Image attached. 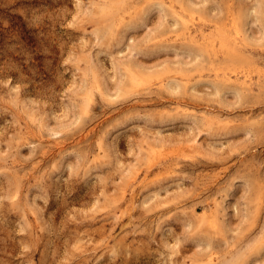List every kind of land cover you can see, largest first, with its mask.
Wrapping results in <instances>:
<instances>
[{
    "label": "rangeland",
    "instance_id": "rangeland-1",
    "mask_svg": "<svg viewBox=\"0 0 264 264\" xmlns=\"http://www.w3.org/2000/svg\"><path fill=\"white\" fill-rule=\"evenodd\" d=\"M0 264H264V0H0Z\"/></svg>",
    "mask_w": 264,
    "mask_h": 264
}]
</instances>
